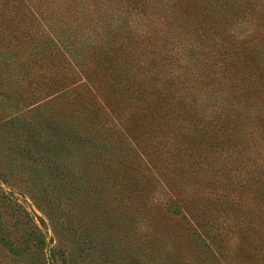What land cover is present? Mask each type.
I'll use <instances>...</instances> for the list:
<instances>
[{"label":"rangeland","instance_id":"obj_1","mask_svg":"<svg viewBox=\"0 0 264 264\" xmlns=\"http://www.w3.org/2000/svg\"><path fill=\"white\" fill-rule=\"evenodd\" d=\"M110 2L0 0V264H264V150L192 113L223 63L194 80L167 0Z\"/></svg>","mask_w":264,"mask_h":264},{"label":"trees","instance_id":"obj_2","mask_svg":"<svg viewBox=\"0 0 264 264\" xmlns=\"http://www.w3.org/2000/svg\"><path fill=\"white\" fill-rule=\"evenodd\" d=\"M127 1L111 0L109 4L115 5L112 15L121 18L125 4L128 6ZM167 3L170 12H173L171 16L178 20L179 26H192L194 38L190 54L192 72L197 74L193 77L194 80L196 77L202 80L203 75L211 74V71H220V68L216 71L212 67L217 61L223 63L222 79H216V85L210 87L212 91L220 89L216 97L213 92L202 90L201 94H198L202 103L192 104L193 115L196 114L198 117L208 115L213 119H208L209 126L213 129L218 128L216 131L213 130L209 140L213 147L212 149L210 146V149L215 153L225 144L231 145L232 148L238 146L247 148V144L252 141L256 148L264 150V0H203L194 3L198 9L192 12L195 14L192 15V19L185 13L179 18L173 9L177 7V3L172 0H167ZM199 17L204 19L205 26L198 22ZM208 17H213V20H207ZM239 17L249 19L252 25L249 26L240 20L242 26L237 25L232 28ZM203 27L206 28L202 32ZM136 29L140 32L139 28ZM244 29H246L245 38H241L238 34ZM219 55H221L220 60H218ZM145 78L148 79L146 76ZM179 81L180 79L174 78L162 81L161 76H156L153 82H150L155 85L150 90L151 94L155 99L156 97L167 99L169 103L170 89ZM142 84H144L143 79ZM161 85L164 86V90ZM167 89L169 95L165 93ZM143 90L145 92L149 89L143 86ZM161 92L165 93L163 97ZM171 98L173 99V96ZM216 118L218 122L214 121ZM226 161L225 157L223 162L219 161L225 169L228 168ZM32 233L27 236L33 237L37 243L43 242L40 234ZM50 261L52 262L51 258Z\"/></svg>","mask_w":264,"mask_h":264}]
</instances>
